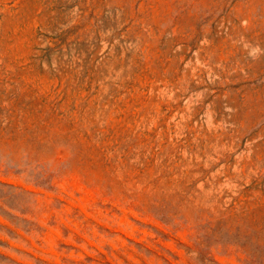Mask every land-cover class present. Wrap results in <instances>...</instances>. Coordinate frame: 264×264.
Masks as SVG:
<instances>
[{"label": "rangeland", "instance_id": "obj_1", "mask_svg": "<svg viewBox=\"0 0 264 264\" xmlns=\"http://www.w3.org/2000/svg\"><path fill=\"white\" fill-rule=\"evenodd\" d=\"M0 264H264V0H0Z\"/></svg>", "mask_w": 264, "mask_h": 264}]
</instances>
